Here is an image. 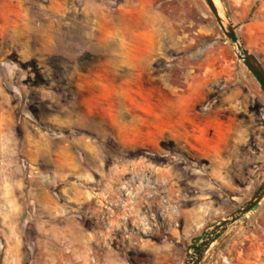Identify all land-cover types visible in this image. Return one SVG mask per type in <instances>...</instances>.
<instances>
[{
    "label": "rangeland",
    "instance_id": "374dc122",
    "mask_svg": "<svg viewBox=\"0 0 264 264\" xmlns=\"http://www.w3.org/2000/svg\"><path fill=\"white\" fill-rule=\"evenodd\" d=\"M220 1L264 66V0ZM263 183L264 91L205 0H0V264H185ZM202 264H264V201Z\"/></svg>",
    "mask_w": 264,
    "mask_h": 264
},
{
    "label": "water",
    "instance_id": "95a60500",
    "mask_svg": "<svg viewBox=\"0 0 264 264\" xmlns=\"http://www.w3.org/2000/svg\"><path fill=\"white\" fill-rule=\"evenodd\" d=\"M211 12L217 19L220 27L237 50L239 59L244 63L249 72L255 77L264 91V66L261 61L246 49L240 41L236 29L225 9H221L215 0H205ZM220 1V0H219ZM221 3V1H220ZM264 201V183L259 188L251 201L243 208L235 212L229 219L218 225L209 236L199 245L195 247V252L190 256L185 264H202L206 254L211 247L239 220L254 211Z\"/></svg>",
    "mask_w": 264,
    "mask_h": 264
},
{
    "label": "bare ground",
    "instance_id": "6f19581e",
    "mask_svg": "<svg viewBox=\"0 0 264 264\" xmlns=\"http://www.w3.org/2000/svg\"><path fill=\"white\" fill-rule=\"evenodd\" d=\"M216 4L218 5V7L221 9V5H220V2L219 0H215Z\"/></svg>",
    "mask_w": 264,
    "mask_h": 264
},
{
    "label": "trees",
    "instance_id": "16d2710c",
    "mask_svg": "<svg viewBox=\"0 0 264 264\" xmlns=\"http://www.w3.org/2000/svg\"><path fill=\"white\" fill-rule=\"evenodd\" d=\"M258 207H259V206H258ZM258 207H257V208H258ZM257 208H256V209H257ZM256 209H255V210H256Z\"/></svg>",
    "mask_w": 264,
    "mask_h": 264
}]
</instances>
